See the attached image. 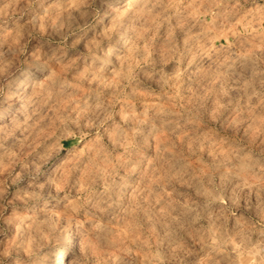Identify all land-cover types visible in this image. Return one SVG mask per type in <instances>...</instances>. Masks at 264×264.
<instances>
[{"label": "clouds", "instance_id": "9594fccd", "mask_svg": "<svg viewBox=\"0 0 264 264\" xmlns=\"http://www.w3.org/2000/svg\"><path fill=\"white\" fill-rule=\"evenodd\" d=\"M0 264H264V0H0Z\"/></svg>", "mask_w": 264, "mask_h": 264}]
</instances>
